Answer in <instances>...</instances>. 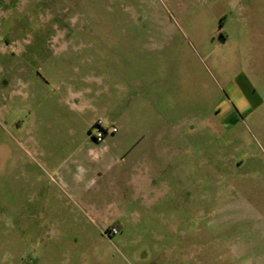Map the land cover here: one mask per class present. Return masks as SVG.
I'll return each instance as SVG.
<instances>
[{
    "label": "rangeland",
    "instance_id": "rangeland-1",
    "mask_svg": "<svg viewBox=\"0 0 264 264\" xmlns=\"http://www.w3.org/2000/svg\"><path fill=\"white\" fill-rule=\"evenodd\" d=\"M0 264H264V0H0Z\"/></svg>",
    "mask_w": 264,
    "mask_h": 264
},
{
    "label": "crops",
    "instance_id": "crops-1",
    "mask_svg": "<svg viewBox=\"0 0 264 264\" xmlns=\"http://www.w3.org/2000/svg\"><path fill=\"white\" fill-rule=\"evenodd\" d=\"M97 122H101L102 125L104 126V123L100 121L99 119H96L95 121H93L92 125L94 126ZM117 133H118V130H117ZM96 144H100V143H96ZM125 145L126 144L123 141H120V142L113 141L109 145L103 146L98 151H96V150H93V145L89 144L88 142L84 143V146L88 147V151H87L88 156H91V158H93L94 160L97 159L95 161L96 163L100 164L102 157L107 158L108 160H112L109 163L101 164L102 166L101 168H103L102 170L105 169L106 171L108 169H111L114 166V164H116L118 160L115 156V153H117V150H123L125 148ZM94 148H95V145H94ZM123 161L124 160L122 159V162ZM73 164L75 166L77 165L76 167L79 169L78 170L79 174L75 176L72 175V177L69 175H66L65 173L66 165L63 164L62 167L56 170V174L58 177L57 185L62 190H65V191L69 190L71 192L75 190L80 196L81 195L83 196L85 193L89 192V190L95 186L94 184L98 181V178L94 177L93 180L92 179L88 180L86 177V175L88 176L87 170H85L82 166H79V163L75 161L73 162ZM67 172L70 173V170L68 169ZM139 185L142 187V189H147L149 185L148 179L147 178L140 179ZM71 192H68L70 193L69 196H72Z\"/></svg>",
    "mask_w": 264,
    "mask_h": 264
},
{
    "label": "built area",
    "instance_id": "built-area-1",
    "mask_svg": "<svg viewBox=\"0 0 264 264\" xmlns=\"http://www.w3.org/2000/svg\"><path fill=\"white\" fill-rule=\"evenodd\" d=\"M95 130L96 133L95 134H90V137L94 140V142L96 143H102L106 137L107 134L111 133V134H115L117 133V129L113 128L111 131H109L107 128L103 127L101 122H97L95 124ZM111 233L113 235L118 234V231L116 229L111 230Z\"/></svg>",
    "mask_w": 264,
    "mask_h": 264
},
{
    "label": "trees",
    "instance_id": "trees-1",
    "mask_svg": "<svg viewBox=\"0 0 264 264\" xmlns=\"http://www.w3.org/2000/svg\"><path fill=\"white\" fill-rule=\"evenodd\" d=\"M91 134V133H90Z\"/></svg>",
    "mask_w": 264,
    "mask_h": 264
}]
</instances>
